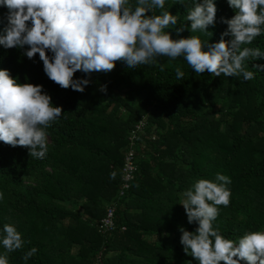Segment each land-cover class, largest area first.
Here are the masks:
<instances>
[{
    "label": "trees",
    "instance_id": "16d2710c",
    "mask_svg": "<svg viewBox=\"0 0 264 264\" xmlns=\"http://www.w3.org/2000/svg\"><path fill=\"white\" fill-rule=\"evenodd\" d=\"M195 2L165 0L164 9L149 14L177 15L176 27H186L179 35L174 26L165 29L174 39L218 42L227 29L221 18L236 11L228 0H215V25L190 32L186 16ZM8 16L0 6V35ZM243 47L264 52V35ZM26 50L0 45V69L18 82L43 85L64 112L46 129L43 159L0 142V235L11 224L25 241L8 254L9 264H198L185 254L179 230L195 232L198 223L188 222L180 203L197 180L220 183L218 173L230 177L231 197L213 227L236 242L264 231V70L255 68L264 57L244 62L255 73L250 81L196 74L182 56L134 69L121 61L110 73L78 71L75 79L91 80L81 93L51 81L39 54L28 59ZM177 67L183 79H176ZM131 150L136 169L121 196V168ZM108 207L114 226L105 230L100 219ZM33 247L37 252L25 261Z\"/></svg>",
    "mask_w": 264,
    "mask_h": 264
},
{
    "label": "clouds",
    "instance_id": "9594fccd",
    "mask_svg": "<svg viewBox=\"0 0 264 264\" xmlns=\"http://www.w3.org/2000/svg\"><path fill=\"white\" fill-rule=\"evenodd\" d=\"M228 4L236 14L221 18L226 31L218 42L204 44L196 36L174 39L171 31L166 32L174 26L179 35L186 27L177 28L178 16L170 11L149 14L164 9L165 0H136L135 6L131 0H0V6L9 10L0 45L5 49L27 46L23 54L28 59L39 54L51 81L81 93L91 80L75 79L78 71L110 73L121 61L130 69L154 63L160 66L157 58L162 56H182L196 74L242 75L250 81L255 73L246 70L244 62L258 60L264 52L242 45L264 35V0H228ZM217 11L215 0H196L186 16L190 32H208L216 23ZM228 36L230 40L225 39ZM255 68L264 70V65ZM175 71L176 79H183L184 71L179 67ZM100 90L106 91V86ZM53 105L43 85L18 82L9 70L0 69V142L27 148L30 157L43 159L48 151L46 129L64 112L62 106ZM115 176V172L110 174L111 179ZM216 180L220 183L199 179L183 193L180 204L188 222L198 223L195 232L179 229L185 254L198 264H264V231L248 232L236 242L213 227L219 206H229L231 197L230 177L218 173ZM2 232L0 245L5 251L0 254V264H9L8 254L22 249L25 241L14 225L5 224ZM36 252L31 248L23 259L27 261Z\"/></svg>",
    "mask_w": 264,
    "mask_h": 264
},
{
    "label": "built area",
    "instance_id": "2783aa9c",
    "mask_svg": "<svg viewBox=\"0 0 264 264\" xmlns=\"http://www.w3.org/2000/svg\"><path fill=\"white\" fill-rule=\"evenodd\" d=\"M133 155L134 154L132 150L127 153L124 159V164L121 168L122 187H120L119 190V195L121 196L125 194L126 189L130 185V181L134 178L136 165L133 161ZM113 226H114L113 207H108L106 215L100 219V228L106 230V229H111Z\"/></svg>",
    "mask_w": 264,
    "mask_h": 264
},
{
    "label": "rangeland",
    "instance_id": "374dc122",
    "mask_svg": "<svg viewBox=\"0 0 264 264\" xmlns=\"http://www.w3.org/2000/svg\"><path fill=\"white\" fill-rule=\"evenodd\" d=\"M76 249V247H74V250Z\"/></svg>",
    "mask_w": 264,
    "mask_h": 264
}]
</instances>
